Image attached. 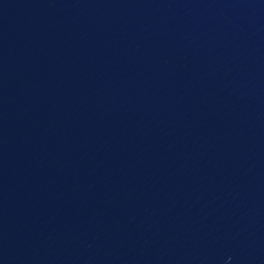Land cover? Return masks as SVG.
<instances>
[{
	"label": "water",
	"instance_id": "1",
	"mask_svg": "<svg viewBox=\"0 0 264 264\" xmlns=\"http://www.w3.org/2000/svg\"><path fill=\"white\" fill-rule=\"evenodd\" d=\"M0 264H264V0H0Z\"/></svg>",
	"mask_w": 264,
	"mask_h": 264
}]
</instances>
